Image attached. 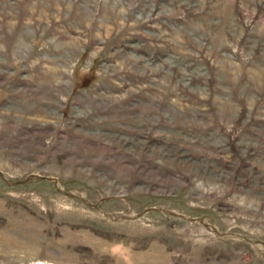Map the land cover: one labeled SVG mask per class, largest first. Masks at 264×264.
Returning a JSON list of instances; mask_svg holds the SVG:
<instances>
[{"label":"rangeland","instance_id":"374dc122","mask_svg":"<svg viewBox=\"0 0 264 264\" xmlns=\"http://www.w3.org/2000/svg\"><path fill=\"white\" fill-rule=\"evenodd\" d=\"M0 264H264V0H0Z\"/></svg>","mask_w":264,"mask_h":264}]
</instances>
